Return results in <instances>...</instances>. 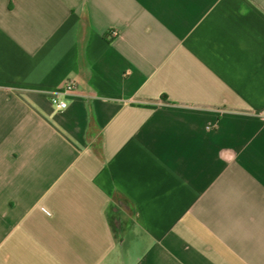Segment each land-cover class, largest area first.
I'll list each match as a JSON object with an SVG mask.
<instances>
[{
  "label": "crops",
  "instance_id": "0c3cea01",
  "mask_svg": "<svg viewBox=\"0 0 264 264\" xmlns=\"http://www.w3.org/2000/svg\"><path fill=\"white\" fill-rule=\"evenodd\" d=\"M0 264H264V0H0Z\"/></svg>",
  "mask_w": 264,
  "mask_h": 264
},
{
  "label": "built area",
  "instance_id": "2783aa9c",
  "mask_svg": "<svg viewBox=\"0 0 264 264\" xmlns=\"http://www.w3.org/2000/svg\"><path fill=\"white\" fill-rule=\"evenodd\" d=\"M111 35L112 36H116L117 35V32L115 30H113L111 32ZM74 87H75V85H74V83L72 81H66L65 84L63 85V91L64 92H69V91L73 90ZM51 102H52V104L55 107H57L59 109H61V108L64 109L67 106L66 102H64L63 100H60L58 98V96H53L51 98Z\"/></svg>",
  "mask_w": 264,
  "mask_h": 264
}]
</instances>
